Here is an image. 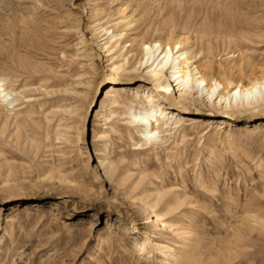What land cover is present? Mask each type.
<instances>
[{
	"label": "rangeland",
	"instance_id": "374dc122",
	"mask_svg": "<svg viewBox=\"0 0 264 264\" xmlns=\"http://www.w3.org/2000/svg\"><path fill=\"white\" fill-rule=\"evenodd\" d=\"M170 37L208 73L263 74L264 0H0L17 99L0 106V264H264V106L209 108L144 75L142 42ZM112 85L153 90L182 127L141 155Z\"/></svg>",
	"mask_w": 264,
	"mask_h": 264
},
{
	"label": "bare ground",
	"instance_id": "6f19581e",
	"mask_svg": "<svg viewBox=\"0 0 264 264\" xmlns=\"http://www.w3.org/2000/svg\"><path fill=\"white\" fill-rule=\"evenodd\" d=\"M185 45L186 41L177 40L174 37H170L167 41H143L141 44L143 57L140 61V68L143 69L144 75L152 76L162 84L166 81L174 83L180 97L187 101L203 103L209 108L237 112L264 106V73L259 75L253 73L249 78L247 77V80H238L232 71L227 75L220 76V72L213 66L210 67V73H208L205 68L197 65L196 53L186 49ZM243 77L246 78V76ZM111 88V94L115 93L111 102L113 109L117 110L123 107L124 113L128 114L123 118V120H127L123 136L133 137L134 130L139 132L140 138L135 145L145 146L143 148L145 150L140 152L141 155L162 147L169 140L168 136L171 132L177 127H179L178 130L182 127V119L178 118L179 113L170 110L168 106L164 105L165 103H156L157 97L153 90L142 95L141 88L133 85H112ZM131 92H133L132 96H127ZM15 94L12 89L7 87L5 80L0 79V106L2 108H8L17 100L13 97ZM126 100H129L130 104H127ZM137 104L141 105L139 110L136 107ZM115 110H113V114L117 113ZM224 115L220 118L215 116L191 117L190 115L187 120L195 119L193 123H205L206 125L219 121V123L221 122L219 129L222 130L225 127L222 125L223 123L232 125L229 117ZM168 193L159 194L156 204L162 202L164 206L168 205L169 199L166 197ZM31 204L34 203L25 204L23 212H30ZM174 210L175 208L169 212ZM159 217L157 215V219Z\"/></svg>",
	"mask_w": 264,
	"mask_h": 264
}]
</instances>
